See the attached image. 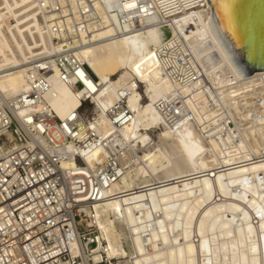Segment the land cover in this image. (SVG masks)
Segmentation results:
<instances>
[{
	"label": "bare ground",
	"instance_id": "obj_1",
	"mask_svg": "<svg viewBox=\"0 0 264 264\" xmlns=\"http://www.w3.org/2000/svg\"><path fill=\"white\" fill-rule=\"evenodd\" d=\"M89 1L105 26L68 38L53 27L63 28L59 15L85 1L73 0L68 8L67 0H58L59 12L50 0H0V100L14 106L17 120L33 122L23 128L33 142L44 131L34 117L47 114L63 122L79 112L80 135L91 130L121 149L120 179L83 211L114 264H264V72L238 79L205 25V0ZM114 25L121 33L136 30L117 36ZM163 28L171 33L164 48ZM178 44L205 73L228 72L237 81L218 90L220 105L208 107L192 86L164 72L158 49ZM66 50L83 64L82 97L60 81L54 57ZM45 67L50 77L43 92L36 81ZM138 90L145 103L130 100ZM26 93L35 100L19 104ZM174 95L191 118L170 126L157 103ZM81 98L89 100L92 118L80 112ZM121 102L130 122L116 128L107 113ZM224 110L232 130L224 126ZM55 127L49 134L60 136L59 153L72 154L75 145ZM80 155L94 168L107 153L95 146ZM60 168L78 170V164L73 158Z\"/></svg>",
	"mask_w": 264,
	"mask_h": 264
},
{
	"label": "built area",
	"instance_id": "obj_2",
	"mask_svg": "<svg viewBox=\"0 0 264 264\" xmlns=\"http://www.w3.org/2000/svg\"><path fill=\"white\" fill-rule=\"evenodd\" d=\"M50 1L55 5V11L60 12L58 0ZM72 1L67 0L68 8ZM83 1L74 11L69 10L66 16L59 15L64 20V27L56 25L54 32L66 33L69 38L80 32L89 33L88 27L105 26L92 1ZM116 13L122 21L121 14ZM123 15L126 16V13ZM114 27L117 36L136 30V27H130L121 33L119 28ZM137 28L140 27L137 25ZM163 30L167 40L162 48L169 47L171 39V33ZM162 48L158 49L157 56L165 65L164 72L177 83L192 86V93L205 98L210 108L221 104L218 90L237 85L228 72L205 73L196 61L190 60L191 56L187 50L183 51L181 45L166 50ZM54 61L60 81L72 85L82 97L87 88L80 75L83 64L71 50L57 53ZM39 75L40 80L36 83L45 92L49 88L47 79L50 72L45 67L39 70ZM179 97L174 95L165 102L157 103L158 111L170 126L182 117L189 115L191 118L190 111ZM34 98L35 94L26 93L17 102L25 104L26 100L33 102ZM84 107H91V104L81 98L80 109ZM224 112L226 130L234 129L227 111ZM107 116L116 128L130 122V114L123 102L109 110ZM79 120V112L72 113L63 122L47 114L34 117L36 123L43 125L44 131L33 142L23 130L32 126L33 122L17 120L14 106L0 100V264H111L106 257V244L101 242L95 228L88 225L90 219L83 211L102 201L103 192L120 179L121 149L112 144V139H100L91 130L80 135L77 127ZM53 124L61 132L62 139L75 145L72 154L59 153V142L49 134ZM95 146L104 149L107 156L102 165L89 168L81 161L80 154ZM73 158L78 170L60 168L62 161Z\"/></svg>",
	"mask_w": 264,
	"mask_h": 264
},
{
	"label": "water",
	"instance_id": "obj_3",
	"mask_svg": "<svg viewBox=\"0 0 264 264\" xmlns=\"http://www.w3.org/2000/svg\"><path fill=\"white\" fill-rule=\"evenodd\" d=\"M205 25L239 80L264 72V0H205Z\"/></svg>",
	"mask_w": 264,
	"mask_h": 264
},
{
	"label": "rangeland",
	"instance_id": "obj_4",
	"mask_svg": "<svg viewBox=\"0 0 264 264\" xmlns=\"http://www.w3.org/2000/svg\"><path fill=\"white\" fill-rule=\"evenodd\" d=\"M130 100L141 101V102H143V103H145V102L147 101V99H146V97L144 96L142 90H138L137 93H136L134 96H132V97L130 98ZM86 105H88V102L86 103ZM90 109H92V106H91V107H84L83 110L80 111V112H81L82 114L86 115L87 118H92V116H91V114H90ZM157 133H158V131L156 130L155 133H154L155 135L153 136V139H154V140H156V138H157V135H156ZM52 138H53V140L56 141V142H58V141L60 140V136H59L57 133H53V134H52ZM102 215H103V214L101 213V211L98 210V212H97V220H98V222H97V223H98L100 226L103 225ZM92 227H94V226H92ZM94 228H95V230L97 231L98 235L100 236L99 231L96 229V227H94ZM112 261H113V260L110 259V262H109V263L114 264Z\"/></svg>",
	"mask_w": 264,
	"mask_h": 264
}]
</instances>
